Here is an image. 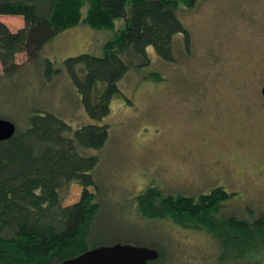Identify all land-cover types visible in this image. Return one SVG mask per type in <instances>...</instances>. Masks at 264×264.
Instances as JSON below:
<instances>
[{"label":"rangeland","instance_id":"1","mask_svg":"<svg viewBox=\"0 0 264 264\" xmlns=\"http://www.w3.org/2000/svg\"><path fill=\"white\" fill-rule=\"evenodd\" d=\"M78 8L80 20L59 30L37 56L18 52L22 67L1 80L0 117L16 128L35 110L51 111L72 127L92 121L65 70L47 76L44 59L62 66L69 55L100 54L123 18L92 26L85 19L89 4L80 1ZM179 15L187 45L176 35L173 61L147 46L149 65L130 62L118 81L121 94L100 119L106 142L84 150L97 157L98 208L87 246L155 245L164 264H264V236L245 241L239 226L232 239L230 228L232 217L264 211V0H199L192 9L180 7ZM0 20L12 31L23 25L20 15ZM102 87L94 88V98ZM216 187L230 196L212 215L147 217L140 210L138 196L153 188L197 200ZM78 192L71 186L65 202Z\"/></svg>","mask_w":264,"mask_h":264},{"label":"trees","instance_id":"2","mask_svg":"<svg viewBox=\"0 0 264 264\" xmlns=\"http://www.w3.org/2000/svg\"><path fill=\"white\" fill-rule=\"evenodd\" d=\"M80 1L89 4L85 19L90 25L111 27L117 18H123V25L104 43L100 54L69 55L62 59V66L44 59L47 76L51 71L65 70L92 121L72 127L51 111L35 110L25 127L0 140V264H56L90 248L89 228L98 208L92 176L97 157L84 150L100 148L106 142L108 128L100 119L109 112L113 98L121 94L118 81L130 62L140 67L149 65L147 46L163 61H173L175 36L181 35L188 43L179 8L192 9L199 2L0 0V15H20L23 20L15 31L0 20V82L22 67L16 61L18 52L25 51L30 58L37 56L59 30L78 21ZM99 84L103 87L94 98V88ZM71 186L79 187L78 197L65 202ZM229 196L220 187L197 200L153 188L140 194L138 201L142 215L147 217L169 214L191 218L212 215ZM239 226V237L245 241L257 239L255 234L263 237L264 211L251 219L232 217V239ZM152 247L159 255L147 264H164L162 249ZM229 255L235 257L234 253Z\"/></svg>","mask_w":264,"mask_h":264},{"label":"water","instance_id":"3","mask_svg":"<svg viewBox=\"0 0 264 264\" xmlns=\"http://www.w3.org/2000/svg\"><path fill=\"white\" fill-rule=\"evenodd\" d=\"M260 92L264 98V84ZM15 130L16 125L13 121L0 117V140L9 138ZM158 255V250L151 246L114 242L87 248L56 264H147L156 259Z\"/></svg>","mask_w":264,"mask_h":264},{"label":"flooded vegetation","instance_id":"4","mask_svg":"<svg viewBox=\"0 0 264 264\" xmlns=\"http://www.w3.org/2000/svg\"><path fill=\"white\" fill-rule=\"evenodd\" d=\"M263 212V211H262Z\"/></svg>","mask_w":264,"mask_h":264}]
</instances>
